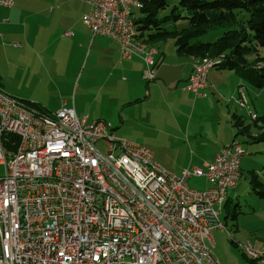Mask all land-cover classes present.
Wrapping results in <instances>:
<instances>
[{
  "label": "built area",
  "instance_id": "obj_1",
  "mask_svg": "<svg viewBox=\"0 0 264 264\" xmlns=\"http://www.w3.org/2000/svg\"><path fill=\"white\" fill-rule=\"evenodd\" d=\"M85 1L88 30L115 40L121 57L140 56L143 78L154 80L156 51H143L129 32L132 0ZM209 60H191L185 89L198 95L207 85ZM235 100L248 111L241 86ZM6 133L18 137L14 150L4 148ZM242 155L233 142L204 168L176 177L151 149L117 138L108 122L87 121L66 106L39 113L0 90V264H238L222 263L206 239L219 229L218 201L237 186ZM191 176L204 177L207 186L190 188ZM239 247L264 264V246Z\"/></svg>",
  "mask_w": 264,
  "mask_h": 264
},
{
  "label": "crops",
  "instance_id": "obj_2",
  "mask_svg": "<svg viewBox=\"0 0 264 264\" xmlns=\"http://www.w3.org/2000/svg\"><path fill=\"white\" fill-rule=\"evenodd\" d=\"M88 9L85 0H13L9 7L0 6V44L17 50L22 70L17 87L6 88L2 83L0 90L26 106L37 104L41 108L39 113L53 114L66 106L87 121H109L115 136L124 137L131 135L139 125H151L155 118L156 97L165 93L176 98L193 94L192 109L175 116L171 122V135L183 141L190 164L204 168L223 147L237 141L234 123L237 121L241 125L240 130L248 127L236 118L240 115L235 100L238 88L242 86L246 93L238 77L221 71L214 74L210 68L207 85L196 95L185 89L192 57L178 54L173 43L159 41L161 45L145 42L156 51V77L146 81L143 78L145 65L140 56L123 58L115 40L101 34L93 35L88 30L82 21ZM3 17H7L5 22ZM11 36L18 41L12 40L10 45L4 39ZM14 42L18 45H12ZM14 63L17 62L13 61L10 66ZM225 82L229 84L228 90L222 88ZM217 95L229 97L226 106L214 107L208 114L196 111L200 104L211 106L207 101ZM186 107L187 104L181 103L179 110L185 111ZM195 111L200 115L196 118L200 125L192 126ZM201 119L204 123L210 122L211 127L202 125ZM153 160L161 163L154 152ZM182 171L180 168L178 173ZM204 183L207 185L205 178ZM227 197L226 204L231 202L228 193ZM219 230L214 229L206 239L213 251V246L219 243Z\"/></svg>",
  "mask_w": 264,
  "mask_h": 264
},
{
  "label": "rangeland",
  "instance_id": "obj_3",
  "mask_svg": "<svg viewBox=\"0 0 264 264\" xmlns=\"http://www.w3.org/2000/svg\"><path fill=\"white\" fill-rule=\"evenodd\" d=\"M235 12L237 13V22L241 21L245 23L248 18L247 11L241 10L240 12ZM138 14L139 12L136 11V17ZM182 26L183 25L181 23H176L174 25L170 22V24H167L166 27L167 29H173L175 27L181 28ZM235 26L236 23L218 30L209 29L203 36H200V39L203 41H213L223 32V30L233 28ZM1 33L2 32L0 31V34ZM12 40L18 41L15 36H11L9 38L5 37L4 39L6 43H11ZM162 42L169 44L173 43L172 40ZM154 43L155 45H161L160 42ZM18 59L19 55L15 48L13 49L9 45L0 44V88L2 87V83L5 84L6 88H9V86L17 87L18 78L22 72L21 67L18 64ZM13 61H16L17 63L10 66L13 64ZM211 71L214 74H217V72L220 71L228 72L234 77H238V75H235L234 72L227 69H221L219 67H212ZM238 78L239 83L245 87L249 108L252 113L256 114L257 121L251 119L247 109L242 108L239 105L237 106L239 109L238 114L241 116H236V118L243 121L245 125H248L247 128L244 127V130H240L241 127L236 125L234 127V137L237 139L236 143L238 142L243 151V155L239 159L241 177L235 188L228 189V195L231 202L227 204L226 202H223L220 215L221 221L225 223L224 226L233 239L228 236L226 231L219 230L220 233L217 237L219 243L217 247L213 246V248L218 259L223 263L249 264V260L242 254L239 245L247 241H250L254 246L264 244V200L252 193L249 182L250 174L252 172L261 179H263L264 174V138L262 137L264 129L259 128L258 126V120L264 117V87L255 88L245 82L242 78ZM222 88L224 90H228L229 84L225 82L222 85ZM226 95L227 93H225V96ZM162 97L158 96L155 98V106L153 110L155 118L153 122L150 123L151 125H148L147 127H141L139 125V127L135 128L131 135H126V137L119 135L116 137L151 149L154 152V157L158 158L162 163L158 165L163 167L171 175L180 177L182 174V172L178 173L180 168L182 171L183 168H193L194 165H191L189 162V156H187L182 146L183 141L175 139L171 135V122L174 120L175 116H181V113H187L192 109L191 101H193L194 97L193 94H189V96L176 98L170 93H165ZM208 97H210V95ZM227 99H229V97H220L217 95V97L207 101L209 104L211 103V106L200 104L197 106L196 111L208 114V112H210L214 107L226 106L228 103L226 101ZM181 103L185 105L187 104L185 111L179 110V105ZM196 111L193 115L192 126L200 125L198 119H196L199 118L200 115L198 116ZM187 119L188 117L184 119V122H187ZM202 119L201 123L203 125L204 121ZM204 125L211 127L210 122H208V124L204 123ZM257 133L260 135V138H253V135ZM210 135L212 136L211 133ZM100 148L104 151L103 146L100 145ZM3 173V166L0 165V175H3ZM187 185L193 189H203L207 186L204 183V178L202 176L189 177L187 179ZM233 210L236 213L235 219L231 217ZM224 217H226V219H224Z\"/></svg>",
  "mask_w": 264,
  "mask_h": 264
},
{
  "label": "trees",
  "instance_id": "obj_4",
  "mask_svg": "<svg viewBox=\"0 0 264 264\" xmlns=\"http://www.w3.org/2000/svg\"><path fill=\"white\" fill-rule=\"evenodd\" d=\"M241 10L248 13L245 23L236 20L235 11ZM137 11L139 14L134 22L141 41L172 40L178 54L207 55L219 60L215 67L233 71L255 88L264 87V0H141ZM170 22L183 26L167 29ZM235 23V27L223 30L213 41L200 39L209 29L218 30ZM28 107L41 112L35 103ZM258 121L259 128L264 129V117ZM234 124L240 126L237 121ZM257 137L260 135H253V138ZM2 139L5 149H15L16 135L6 133ZM249 182L252 193L264 200V174L261 179L252 172ZM234 210L231 213L233 219L236 218ZM248 260L249 264H258Z\"/></svg>",
  "mask_w": 264,
  "mask_h": 264
},
{
  "label": "bare ground",
  "instance_id": "obj_5",
  "mask_svg": "<svg viewBox=\"0 0 264 264\" xmlns=\"http://www.w3.org/2000/svg\"><path fill=\"white\" fill-rule=\"evenodd\" d=\"M132 3H134V13H136V11L140 8L141 6V0H132ZM135 19H131L129 21V32L131 33V36H136V38L139 40L140 43H142L143 45V51H155V49L148 47L145 42L141 41L138 37H137V31H136V26H135ZM207 59H210L207 64H206V73L208 72V70L210 68H212L214 66V64L216 62H218L219 60L215 59H211V57L209 56H202V57H195L192 56L191 60L192 62H201V61H207ZM248 112H252L251 109L249 108V104H248ZM227 200V195H224L221 197V199H219L218 201V227L221 230H225V226L224 223L221 221L220 215H221V210H222V204L223 202H225ZM228 236L232 237L228 230L226 229ZM249 245L253 246L252 243L250 241H247ZM241 252L243 253V255H245L248 259L257 261L258 264H261L259 262V260L257 258H255L254 252L251 250H247V248H243V247H239ZM89 264H108V260H99L98 263H89ZM115 264H134L133 262H131L130 260H125V259H116L115 260ZM140 264H147V263H140Z\"/></svg>",
  "mask_w": 264,
  "mask_h": 264
}]
</instances>
